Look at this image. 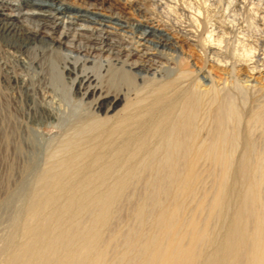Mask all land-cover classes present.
<instances>
[{"label": "bare ground", "instance_id": "obj_1", "mask_svg": "<svg viewBox=\"0 0 264 264\" xmlns=\"http://www.w3.org/2000/svg\"><path fill=\"white\" fill-rule=\"evenodd\" d=\"M65 1L0 0V120L27 123V110L37 126L58 124L66 79L67 92L88 109L62 133L28 201L23 239L4 264H264V143L254 137L264 127V102L246 111L248 91L238 81L201 80L206 63L231 70L214 31L220 27L202 38L189 21L172 33L139 20L133 26L112 4L104 7L106 0L90 3L109 9L94 17ZM78 22L100 27L72 32ZM107 23L130 26L138 47L109 42ZM178 42L198 49L199 71L179 64L169 76H143L162 72L159 60ZM61 45L111 56L92 69L90 56L61 54ZM205 176L211 192L198 200Z\"/></svg>", "mask_w": 264, "mask_h": 264}, {"label": "rangeland", "instance_id": "obj_2", "mask_svg": "<svg viewBox=\"0 0 264 264\" xmlns=\"http://www.w3.org/2000/svg\"><path fill=\"white\" fill-rule=\"evenodd\" d=\"M13 2L17 3V0H13ZM65 2L70 5L90 8L91 17H94L95 13L104 15L109 13V9H100V5L93 7L94 5L90 4L94 2L93 0H66ZM109 4L114 6L115 12H118L114 14H120L127 23L133 24V26L139 24V21H144L149 26L153 25L159 29L166 28L167 31L172 32L178 25L187 26L190 24L189 21H193L192 30L202 38L209 35L207 32L211 29L220 27V29L215 28L214 31L218 30L217 34L223 40H221L220 46L226 53L225 59L231 68L229 74L221 69L212 68L209 63H206L200 72L199 68L202 64L198 49H194L187 43L178 42L176 51H171L170 54L166 53V57L159 60L157 70L164 68L162 72H158L159 75L156 73V69L143 74L150 78L148 80H151L152 76V78L162 77L163 73L165 74L163 77L169 76L172 73L171 70H177V65L184 64L183 68L187 71L198 70L201 80H207L211 76L213 81L220 86L225 81L230 84L238 81V85L248 91L246 92L247 100L244 102L246 111L250 110L252 106H258L264 102V70L262 69L264 67V0H162V4H157V6L153 0H106L102 5L106 7ZM57 6H64L62 0L57 2ZM17 11V9L2 10L5 13H17ZM55 21L60 22V19H55ZM93 27L99 28L100 26L91 22H78L72 24L71 31H84L85 34H89ZM139 27H144V25ZM104 29L106 31L103 36L109 38V42L120 40L124 44L122 47L129 46V43L134 48L138 47L137 44H134L138 40L137 33H133L130 26L121 28L115 24L107 23ZM46 30L52 31L45 28ZM63 30V24L58 25L54 36L62 37ZM65 39L68 44L71 37L63 38L62 41ZM77 43L88 44L83 39L78 40ZM139 47L142 49L141 46ZM69 48L66 45H61L60 53L69 54L73 58L88 56L87 52H72V48ZM110 56V51L99 52L96 50L91 53L89 58L94 62L88 63L87 66L96 69L97 63L100 64ZM100 58L101 60L98 61ZM252 69L255 72L249 71ZM17 72L24 75L21 71ZM70 84L66 79L64 83L60 84V92L69 93L67 91L72 90ZM62 92L61 94H63ZM66 94L62 95V106L58 110V116H60L58 124L53 122L50 127L37 126L31 112L27 110L23 111L28 117L27 123H22L19 120L14 122L0 120V264L5 263L4 260L13 247H16L15 244L23 239L24 223L30 206L28 201H31L37 193L40 177L45 168L50 165L51 157L59 153V147L65 141L62 133L69 129L75 118L88 113V109L84 108V101L78 95L74 96L72 91L67 96ZM16 97V95L13 96L14 99ZM71 120L72 122L69 123ZM255 130L254 137H262L261 141L264 143V135H260L264 134V127ZM209 191L211 192V179L205 176L203 184L198 189V200L207 199ZM135 192L130 196L131 201H135L140 195L139 191ZM131 204V202H126L122 205L121 216L124 219L130 214Z\"/></svg>", "mask_w": 264, "mask_h": 264}]
</instances>
